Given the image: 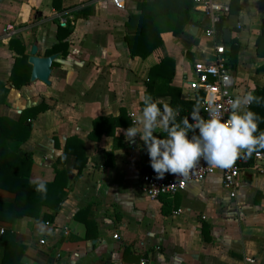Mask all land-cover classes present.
<instances>
[{
    "label": "crops",
    "instance_id": "crops-1",
    "mask_svg": "<svg viewBox=\"0 0 264 264\" xmlns=\"http://www.w3.org/2000/svg\"><path fill=\"white\" fill-rule=\"evenodd\" d=\"M152 1L125 0L120 10L110 0H0V136L31 159L14 164L26 185L5 183L27 194L16 212L14 192L0 188V264H264V176L252 169L253 158L238 160L234 198L218 170L173 197L149 200L140 188L141 177L154 172L147 148L139 134L135 143L125 136L142 113L148 85L158 106L172 95L196 99L200 92L189 87L194 64L211 62L215 44L228 60L231 43H238L228 65L234 98L264 87V58L256 52L260 0H225L229 13L218 35L214 27V40L206 38L210 21L192 0L181 34L162 33L160 47L133 57L125 37L140 28L127 26L128 17ZM8 25L15 30L9 39L2 34ZM59 44L66 47L51 54L57 61L50 85L30 81L32 48L47 57ZM164 59L173 62L171 79L164 70L151 78ZM21 127L29 133L17 141L22 135L12 131ZM162 131L154 135L167 138ZM36 178L46 182V195L29 183Z\"/></svg>",
    "mask_w": 264,
    "mask_h": 264
},
{
    "label": "clouds",
    "instance_id": "clouds-1",
    "mask_svg": "<svg viewBox=\"0 0 264 264\" xmlns=\"http://www.w3.org/2000/svg\"><path fill=\"white\" fill-rule=\"evenodd\" d=\"M142 100V113L125 131V136L135 143L134 138L140 135L147 148L150 166L158 178H163L166 173L186 178L201 160L213 168L229 169L238 159H247L253 152L264 150V131H259L260 117L248 110L253 102L259 104L261 98L251 92L237 96L227 110L210 107L208 119L200 115V105H195L190 113L194 123H190L187 116L177 122L179 107L164 104L162 111L150 95H144ZM224 111L228 112L226 120ZM137 125H142V129ZM157 128L166 132L167 138L154 135ZM29 183L46 195L45 181L36 178ZM37 226L41 233L47 227L39 221ZM48 234H52L51 230Z\"/></svg>",
    "mask_w": 264,
    "mask_h": 264
},
{
    "label": "trees",
    "instance_id": "trees-1",
    "mask_svg": "<svg viewBox=\"0 0 264 264\" xmlns=\"http://www.w3.org/2000/svg\"><path fill=\"white\" fill-rule=\"evenodd\" d=\"M191 2L192 0H153L152 2L140 3L138 5L139 13L136 15L129 16L128 21L126 23L127 26L133 25L140 28V34L138 36L125 37V41L127 43L131 56H137L141 59H144L149 56L155 49L161 46L162 41L160 35L162 33L171 32L174 35L181 34L185 25V18L188 17V14L191 11ZM259 3L260 10L264 11V0H260ZM220 21L222 20H219V22ZM218 23L215 26L217 35L219 32H221L219 31L218 25L220 24ZM70 33V31H67V35ZM60 46H63L65 48L66 44H59L57 46H53L50 50L46 52V55L49 56L54 52L56 53ZM238 49V43L236 41L232 42L229 59L227 60L228 65L235 63ZM20 51L22 52L23 50L21 49ZM256 52L259 57L264 58V19L260 28L259 35L256 39ZM160 70H164L165 76L167 77L169 75L168 79H171L173 75V62L170 59L162 60L157 66L150 70L149 76H151V78L154 77L155 74L158 73V71ZM0 87L2 88L3 86L0 85ZM3 90L4 87L2 88V91ZM148 91L149 92H147V95H152V97L156 95L155 93L151 92L150 85H148ZM253 95L261 98V102L259 104L253 102L251 105L248 106V110L253 111L260 117L259 131H264V87L256 88L253 91ZM203 97L204 95L202 93H198L194 101H189L180 99L179 95H172L171 100L168 104L173 108H180V113L177 116V122H180L183 117L187 116L189 118V122L194 123L190 113L192 112L193 107L195 105L200 104V101L203 99ZM160 108L163 111V105H160ZM43 109L44 107L41 106L38 108L37 111ZM121 114L124 115V112H122ZM200 115L202 116L201 109ZM120 119L121 118H119L118 120ZM118 120L112 119V122L117 121L118 124ZM24 121L25 118L20 119L19 123H23ZM19 123H17L15 126H18ZM12 133L17 136L21 134L22 136L20 138H16V140L22 141L27 137L29 133V127H21L20 130L18 128H15ZM166 134L167 133L164 131H162L161 133V135ZM258 134L259 133H257V135ZM191 135L192 133L189 132V138H191ZM7 139L8 138L5 135L0 136V188L14 192L16 197V205L13 209L16 212L18 206L22 204L23 199L27 197V194L25 192L24 187L20 191H18L16 189H13L11 185H6L5 183H18L21 187L22 184L26 185L27 183H24V179H26L25 176H23L22 173L20 175H16L17 170L14 164H16L17 162L16 159H18V162L27 164H29L31 159L28 155L21 152L19 150V147L17 146H15V148H7L5 146V141L7 142ZM259 152L264 153V150H258L256 152H253L252 155L246 159L247 162H252L253 155ZM15 214L19 215L21 213Z\"/></svg>",
    "mask_w": 264,
    "mask_h": 264
},
{
    "label": "built area",
    "instance_id": "built-area-1",
    "mask_svg": "<svg viewBox=\"0 0 264 264\" xmlns=\"http://www.w3.org/2000/svg\"><path fill=\"white\" fill-rule=\"evenodd\" d=\"M114 7L120 10L125 9V0H110ZM195 8L206 16L210 21V27L206 30L205 36L208 39L214 40L215 24L229 13V7L225 0H193ZM264 14V13H263ZM65 27V24H62ZM15 33L14 27L6 26L2 30L4 38H11ZM225 48L222 45H214V57L211 62L203 63L196 62L193 70L196 74V79L189 82V87L194 92H200L204 95L200 101V109L202 117L209 118L208 109L212 106L218 107L221 110L230 108V102L235 98L231 94V75L230 68L225 57ZM227 77V79H225ZM224 119L228 118V112L224 111ZM198 134V130H197ZM254 165L252 169L264 176V153H256L253 155ZM243 161L244 158L238 159ZM238 160L229 169H218L201 160L194 169H192L186 178L179 177L174 174H165L163 178H158L155 172L146 173L141 177L140 188L149 200H157L161 197H173L174 195L185 190L189 183L203 182L208 176L220 171L222 176L223 188L229 192V196L234 198L239 187V163ZM178 214L181 213L179 210ZM117 239V235L114 236ZM44 245V241L39 242ZM247 263H253L252 259H246ZM139 264H146V260H141Z\"/></svg>",
    "mask_w": 264,
    "mask_h": 264
},
{
    "label": "water",
    "instance_id": "water-1",
    "mask_svg": "<svg viewBox=\"0 0 264 264\" xmlns=\"http://www.w3.org/2000/svg\"><path fill=\"white\" fill-rule=\"evenodd\" d=\"M197 28L191 27L189 34L195 36ZM226 37L228 33L226 31ZM56 55L47 57L37 56V48L33 47L28 58V63L31 66L30 81H40L45 85H50V75L52 72V65L56 62Z\"/></svg>",
    "mask_w": 264,
    "mask_h": 264
}]
</instances>
